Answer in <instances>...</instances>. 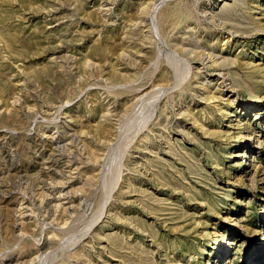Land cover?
<instances>
[{
  "label": "rangeland",
  "instance_id": "1",
  "mask_svg": "<svg viewBox=\"0 0 264 264\" xmlns=\"http://www.w3.org/2000/svg\"><path fill=\"white\" fill-rule=\"evenodd\" d=\"M0 264H264V0H0Z\"/></svg>",
  "mask_w": 264,
  "mask_h": 264
},
{
  "label": "bare ground",
  "instance_id": "2",
  "mask_svg": "<svg viewBox=\"0 0 264 264\" xmlns=\"http://www.w3.org/2000/svg\"><path fill=\"white\" fill-rule=\"evenodd\" d=\"M52 139H54V141L56 142V143H61V137H59V135H53L52 136ZM63 139V138H62ZM69 181V180H68ZM66 184V183H65ZM64 184V186H67V185H65ZM68 190V189H67ZM66 190V191H67ZM55 191V190H54ZM65 191V190H64ZM67 192H69V191H67ZM54 193V192H53ZM58 194L60 193V192H57ZM64 195H66V194H68V193H64V192H62ZM61 193V194H62ZM62 194V195H63ZM57 196V195H56ZM59 196H61V195H59ZM55 197V196H54ZM64 198H68V201L66 202L68 205L64 208V209H70V208H73V205H72V197H68L67 195L66 196H63ZM58 198V197H57ZM60 198V197H59ZM62 200V199H61ZM79 201V200H78ZM55 204V203H54ZM24 206V205H23ZM58 206V205H57ZM20 208V207H19ZM25 208V207H24ZM23 209V208H22ZM23 211V210H22ZM25 212V211H24ZM18 213V212H17ZM20 214H21V212H20ZM25 214V213H24ZM23 223V222H22Z\"/></svg>",
  "mask_w": 264,
  "mask_h": 264
}]
</instances>
